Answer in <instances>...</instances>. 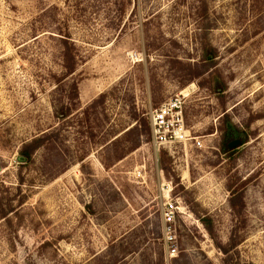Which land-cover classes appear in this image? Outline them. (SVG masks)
I'll return each instance as SVG.
<instances>
[{
    "label": "rangeland",
    "instance_id": "1",
    "mask_svg": "<svg viewBox=\"0 0 264 264\" xmlns=\"http://www.w3.org/2000/svg\"><path fill=\"white\" fill-rule=\"evenodd\" d=\"M180 94L203 146L158 148ZM0 264H264V0H0Z\"/></svg>",
    "mask_w": 264,
    "mask_h": 264
},
{
    "label": "built area",
    "instance_id": "2",
    "mask_svg": "<svg viewBox=\"0 0 264 264\" xmlns=\"http://www.w3.org/2000/svg\"><path fill=\"white\" fill-rule=\"evenodd\" d=\"M184 104L185 96L180 94L151 109L149 123L152 141L158 148L186 144L188 141H193L195 146H203L200 138L192 137L191 131L187 127ZM175 213L176 210L172 207L165 210L163 215L164 238L172 256L176 255L178 251L175 236Z\"/></svg>",
    "mask_w": 264,
    "mask_h": 264
},
{
    "label": "trees",
    "instance_id": "3",
    "mask_svg": "<svg viewBox=\"0 0 264 264\" xmlns=\"http://www.w3.org/2000/svg\"><path fill=\"white\" fill-rule=\"evenodd\" d=\"M62 41V51H61V57H62V68L64 69V77L72 73L78 66L79 60L75 57L74 54V47L71 45L67 40L64 39ZM62 77V78H64ZM62 78H59L58 81H60ZM72 88L76 91V98H78V83L74 82L72 84ZM98 101H95L93 104L87 106L84 110V112H88L91 108L94 106L96 107L98 105ZM56 116L59 119L66 120L67 118L71 117V115L74 113L73 108L69 105H60L59 107H56L55 110ZM137 119V116L134 118ZM131 132V129H128L125 131L124 136H113L114 140L112 141V144L116 146L118 143L121 145H117L120 151L115 158L116 159H122L125 155L128 153L134 151L140 146V142H136L133 144H130V142H124L126 140V135ZM116 135V134H115ZM123 135V134H121ZM46 137H38L34 139L32 142L26 144L23 149L21 150V155L25 159V161H31L32 157L35 153V151L42 149L43 147L46 146L47 140L45 139ZM237 138L236 134L232 132L231 130H226L225 133L223 134V141H222V148L224 152H234L236 148L231 149L229 147V144L231 141L235 140ZM241 139V144L242 145L244 142H246V138L240 136ZM122 149V150H121Z\"/></svg>",
    "mask_w": 264,
    "mask_h": 264
},
{
    "label": "water",
    "instance_id": "4",
    "mask_svg": "<svg viewBox=\"0 0 264 264\" xmlns=\"http://www.w3.org/2000/svg\"><path fill=\"white\" fill-rule=\"evenodd\" d=\"M240 144H241V140L240 139H235V140L230 142L229 147L231 149H233V148H236L237 146H239Z\"/></svg>",
    "mask_w": 264,
    "mask_h": 264
}]
</instances>
